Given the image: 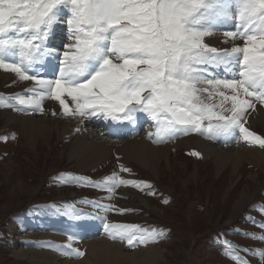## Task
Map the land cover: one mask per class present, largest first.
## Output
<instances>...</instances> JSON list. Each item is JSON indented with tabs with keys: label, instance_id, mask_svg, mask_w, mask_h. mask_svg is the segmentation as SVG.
<instances>
[{
	"label": "snow or ice",
	"instance_id": "obj_1",
	"mask_svg": "<svg viewBox=\"0 0 264 264\" xmlns=\"http://www.w3.org/2000/svg\"><path fill=\"white\" fill-rule=\"evenodd\" d=\"M227 21L233 30L224 31L223 42L243 44H207ZM61 23L71 42L58 53L48 40ZM49 58L59 61L53 78L40 72ZM0 69L34 82L28 94L9 98L33 111L43 113L50 99L64 116L132 124L137 113H146L155 122L154 143L189 133L227 142L238 130L245 142L264 149V138L242 123L248 109L255 110L252 100L264 106V0H0ZM121 185L141 187L115 174L93 186L113 193ZM105 227L129 246L159 235L137 225ZM67 247L71 255H85ZM228 250L237 264H248Z\"/></svg>",
	"mask_w": 264,
	"mask_h": 264
},
{
	"label": "rangeland",
	"instance_id": "obj_2",
	"mask_svg": "<svg viewBox=\"0 0 264 264\" xmlns=\"http://www.w3.org/2000/svg\"><path fill=\"white\" fill-rule=\"evenodd\" d=\"M2 72L10 78H0V105L12 106H0L1 113L9 111L20 117L34 116L36 121H40L38 123L40 126L57 119L55 126L65 128V124L72 116H64L60 111L56 117L52 112L48 117H43L46 115L44 111L43 113L33 111L26 106L18 105L15 99H9L17 94H28L26 90L32 88L34 82L21 81L15 73L11 75L5 70ZM252 102L256 109L258 101L252 100ZM68 104L70 108L73 107L72 103ZM55 106L54 103L52 107ZM57 107L61 109L59 104ZM48 110L45 109L46 112ZM255 113V110L248 109L242 123L251 132L264 138V122L254 124L251 122ZM2 115L3 113L0 114V157H2L0 158V234L10 235L13 245H7L6 241L0 240V264H49L46 260L42 261L38 255L49 256L59 264H80L86 256L85 246L81 243L95 240L111 241L112 245L109 247L115 250L113 255L119 256L117 259L119 264H237V261L229 256V246L235 255L242 257L248 264L252 263V258H260L257 251L258 248L264 249V236L263 238L257 236L256 245L249 246L246 241L248 235L244 233L238 238V235L228 232L231 228L233 230L236 227H249L257 233L256 230L260 225L264 235V226H262L264 225V164L258 166L248 160L244 152L246 149L257 147L264 153V149L259 148L256 142H252L250 146L237 147L233 143L237 139L241 141L239 135L236 134V140L227 142L221 138L222 141L215 144L220 149L218 154L210 157H204L199 147L188 149L186 145L169 144L171 147L168 150V157L162 156V160L156 159L157 164L154 169L151 160H144L142 158L144 154L133 153L131 148H129L131 150L126 148V151L115 148L109 157L92 156L84 147L82 150L76 148V151L72 145L74 146L78 138L72 134L60 136L58 128L53 129L52 137L31 138L30 141L23 134L22 123L7 124L6 119L9 115L6 117ZM81 125L83 127L79 122L78 125L75 122L71 123L69 130L74 127L77 130H87L84 124ZM8 132H10L8 135H3ZM191 134L193 136L182 139L200 135L198 133L189 135ZM9 137H12L10 141ZM145 139L150 142L147 137ZM200 139L206 141L209 138ZM111 140L112 138L108 139ZM120 142L117 144L123 145L127 140ZM78 149L79 153L82 152L80 155H76ZM255 156L259 158L257 153ZM131 167L136 173L134 179L137 180L129 179L123 171ZM80 170L84 172L82 177L77 174L81 173ZM71 172L80 177L78 182L84 187L78 185L75 188H62L72 182ZM113 174L125 177L126 181H135L141 187L121 185L115 188L113 193H109L106 187L93 186L103 183ZM52 175L59 177L54 180L51 178ZM20 182H24V188L28 191H30L28 188H33L35 194L33 193L31 197L27 194L23 196L15 193L10 200L11 203H8L9 193L15 186L18 187ZM153 183L156 186L158 184L164 193H169V199L172 197V201L163 202L168 197L158 191ZM62 190L66 191L61 194ZM122 190L134 191L140 199L125 196ZM244 191L246 192L243 193ZM243 194L250 196L243 201ZM71 199H93L92 202L107 205L106 207L112 206L110 211L97 208L99 214L96 215L104 221L103 224L99 221L101 229L100 227L96 229L100 230L95 229L90 232L93 228L88 230L89 228L83 226L81 222V217H86L88 214H81L80 208L94 214L95 207L91 206L88 209L78 203L75 209L74 205L69 203ZM141 199L145 200L146 204H143ZM13 202L16 204L14 205ZM30 204L31 206L39 204V206L36 210H29L27 207ZM54 208H57L55 212L61 215L51 218L49 217L51 213L46 210H54ZM243 209L244 211L241 212ZM247 216L248 221H245ZM62 218L66 223L65 226L72 225L71 228L76 229L74 231L77 234H72L71 239L65 232L61 234L63 229L56 230L52 226L59 223ZM106 224L137 225L142 229L155 230L159 235L154 240L149 239L144 243L134 242L135 246H129L126 240L109 235ZM227 238L232 240L230 244ZM249 238L253 239L252 235ZM68 242H72V248L83 251L85 255L83 257L71 255V249L67 247ZM255 247L256 251L253 249ZM17 250L34 252L37 255L33 257H38L40 260L37 262L22 260L14 254ZM140 250L143 251L142 254L133 257L134 259L130 257ZM58 254L69 255L71 258L68 261L59 260L61 257ZM27 257H30L28 252L25 258ZM256 262L264 264V256ZM91 263L87 261L83 264Z\"/></svg>",
	"mask_w": 264,
	"mask_h": 264
},
{
	"label": "bare ground",
	"instance_id": "obj_3",
	"mask_svg": "<svg viewBox=\"0 0 264 264\" xmlns=\"http://www.w3.org/2000/svg\"><path fill=\"white\" fill-rule=\"evenodd\" d=\"M227 30H233V22L232 21H227V22L223 23L222 25H220L217 30L213 31L212 35L205 38V42L212 47H216L217 49H226V48L230 49L231 47H233L235 45H242L243 44V41L240 39H237L235 41L228 40L227 43H224L223 41L228 39L224 36V31H227ZM66 39H68V31H67L66 23L58 24L57 26L54 27V31L49 37L48 46L53 47V48H54V46H56L58 48V50H56V51L58 53H62V50H64V45H66L70 42V40H66ZM58 63H59L58 60L49 58L48 60H46L44 62V67L42 69H40V72H46V73H43V75L46 78H53V73H52L51 69L53 66L58 65ZM2 70L3 69H0V78H10L9 75L3 74ZM213 71L222 77L227 75L224 72L223 68H217V69H214ZM7 73L12 75L11 71H7ZM228 94H231V93H228ZM65 99H66V102L72 103L70 98L65 97ZM248 99H251V98H248ZM44 102H45L44 108H49V110L46 112V115L43 117H46V116L48 117V115L53 111H55L56 114L54 116L56 117L59 115V112L62 111L61 109H59L57 107V105L59 104L58 102H55L56 106L54 108L52 107L53 103L50 101V99L45 100ZM255 112L256 113L253 115V118L251 120L252 124L257 123V122H259V123L264 122V106H262L259 102L257 103ZM2 113H3L2 117H6V115L7 116L9 115L6 119L7 124L22 123L24 125L23 126V128H24L23 134L30 141H31V138L35 139L38 137H45V138H47L48 136L52 137L53 129L58 128V133L60 134V136L72 134L73 136H76V138H78L76 140V143L74 144V146L72 145L74 150H76V148H79L82 150L84 147V148H86L87 152L90 153L92 156L101 155L103 157L104 156L109 157L110 153L115 151V148H121L123 150L128 148L127 150L132 149L133 153L144 154V156L142 158L144 160H146V159L151 160V165L155 166L154 169H156V164H157L156 159L162 160L161 159L162 156L165 158L168 157V154H169L168 150L171 147V145H176V146L186 145L188 147V149L191 147H199L201 149L204 157H210L212 155L216 156L215 155L216 153L218 154V150H220V149L217 148L215 144H219L222 141L221 138H217L215 140L214 139H208V140L206 139V141H202V139H200L198 137H191V138H185L182 140L175 139L178 141H174L171 145L166 146V147H164L162 144L154 145L152 143V139H153V135L155 132L153 130H150L149 127H145L146 124H148L146 122V119H147L146 113H144V114L143 113H137L136 114V116H137L136 122L132 123V124H129L127 122L126 126L125 127L123 126L122 130L120 128L116 127L115 122L105 120L102 117H91V118L77 117L76 118V116H72L70 118V120H72V122L69 120V122H67L65 124L66 126L63 129V127L55 126V121L57 119H55L53 121L51 120L52 122L49 124H45L44 126H40L38 124L40 121H36L37 119L34 116L33 117H20V116L13 114L12 112H9V111L8 112L4 111ZM2 113L0 112V114H2ZM77 119H80V121H77ZM41 122H43V121H41ZM74 122L76 125H78V122H79V125L81 127H83L81 124H84V126L87 128V130H83V129L77 130V129H75L76 127L71 128V130H69L70 124L74 123ZM149 134H153L151 139L149 138ZM236 134L239 135L238 137L241 139V141H238V139H237V141L235 143H233V144L237 145V147H239V146L244 147V146H250L251 145L252 142L251 143L245 142L242 139V136L238 132H236ZM236 134H235L234 138L231 140H236ZM142 135L147 137V139L150 140V142L149 141L147 142L145 137H143ZM179 135H177V137H179ZM204 137H206V136H204ZM110 138H112V140L108 141V139H110ZM114 139H117V140H114ZM120 140H127V143L125 142L123 145L117 144V142H120ZM115 141H117V142H115ZM230 145H232V144H230ZM129 148H131V149H129ZM79 149H78V152L76 155H80L82 153V152L79 153L80 152ZM225 149H227V148H225ZM244 152H245V157L248 160L256 163L258 166H261L264 164V153L261 150L257 149V147H256V149H254V148L253 149H246ZM256 153L258 154L259 158H257L255 156ZM103 157H102V159H103ZM80 172H81V174H84V172H82V170H80ZM255 178L256 177H253V179H255ZM28 189H30V191H28L24 188V182H20V185L18 187L15 186L14 190H12L9 193V202L8 203H11L10 200L13 198L12 196L15 193H17L19 195H23V196L25 194H27L28 196L32 197V195L35 194L33 192L34 190H33V188H28ZM66 190H62L61 194H63V191H66ZM122 191H123V194L125 196L137 197V198L139 197V199H140V196L138 194H136V192H134V191H130V190L129 191L128 190H122ZM245 192L246 191H244L243 193H245ZM249 196H250V194H248V195L243 194V197H242L243 201H245ZM141 201L143 204H146L145 200L141 199ZM14 202H13V204H16ZM244 203H246V202H244ZM30 206H31V204H30ZM242 207H243V205H242ZM243 211H244V209L241 212H243ZM82 220H83L84 224L89 228L88 230H90V228H93V229L99 228V225L95 219H88L86 217H83ZM64 232L66 233V236L68 238H70V237L72 238V234H77V232H75L71 227L65 229ZM56 233H58V232H56ZM58 239H60V238H58ZM64 240L66 241V239H64ZM64 240H62V241H64ZM98 240H100V239H98ZM110 242L107 240L106 241L105 240H102V241H96L95 240V241H88V242L84 241V242H82L81 244L83 246H85L86 256L84 257V259L81 261L80 264L86 263L87 261L92 262L91 264H119V260H117L119 256L117 254L113 255V251H115V250L112 249V247H109V245L110 246L112 245ZM15 243H16V241H15ZM68 243L72 244V242H68ZM81 244H78V245L80 246ZM26 252H28V255L30 257L25 258ZM142 252L143 251L140 250V251L132 254L130 257L132 259H134V258H136L135 256L142 254ZM14 254L17 257H20L22 260H29L31 262H37L40 260L38 257H33V256H36L37 254H35L34 252H31V251L29 252V251H23V250L18 251L17 250V252ZM38 256L42 259V261L46 260L49 264H59V263H55L54 260L49 256L48 257L43 256V255H38ZM58 256L61 257L59 260H64V261H68L69 258H71L69 255L58 254Z\"/></svg>",
	"mask_w": 264,
	"mask_h": 264
},
{
	"label": "trees",
	"instance_id": "obj_4",
	"mask_svg": "<svg viewBox=\"0 0 264 264\" xmlns=\"http://www.w3.org/2000/svg\"><path fill=\"white\" fill-rule=\"evenodd\" d=\"M167 230H168V228L165 229V231H167ZM218 235H219V234H218ZM242 239L244 240V238H242ZM246 241H247V243L249 244V246H250L251 244H255V245H256V240H255V239H250L249 237H247Z\"/></svg>",
	"mask_w": 264,
	"mask_h": 264
},
{
	"label": "crops",
	"instance_id": "obj_5",
	"mask_svg": "<svg viewBox=\"0 0 264 264\" xmlns=\"http://www.w3.org/2000/svg\"><path fill=\"white\" fill-rule=\"evenodd\" d=\"M15 205V204H14Z\"/></svg>",
	"mask_w": 264,
	"mask_h": 264
}]
</instances>
